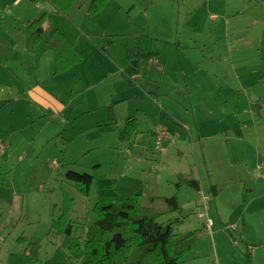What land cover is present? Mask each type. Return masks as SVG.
<instances>
[{
    "label": "rangeland",
    "instance_id": "374dc122",
    "mask_svg": "<svg viewBox=\"0 0 264 264\" xmlns=\"http://www.w3.org/2000/svg\"><path fill=\"white\" fill-rule=\"evenodd\" d=\"M89 6L77 0L64 15L50 3L0 0V264H23L32 247L42 264H79L54 222H73L84 246L99 199L125 192L152 207L151 238L173 223L180 264H247L248 244L264 264V203H251L247 171L250 114L256 98L264 103V0H112L97 16ZM42 16L43 29L51 24L85 52L63 74L44 41L27 49V24ZM142 50L165 62L161 73L142 69L161 90L151 99L125 70ZM34 88L59 107L34 100ZM127 119L139 130L122 139ZM160 132L174 139L157 146ZM70 170L93 175L88 194ZM176 193L179 212L165 202ZM195 231L198 240L185 239ZM143 249L116 264H150Z\"/></svg>",
    "mask_w": 264,
    "mask_h": 264
},
{
    "label": "trees",
    "instance_id": "16d2710c",
    "mask_svg": "<svg viewBox=\"0 0 264 264\" xmlns=\"http://www.w3.org/2000/svg\"><path fill=\"white\" fill-rule=\"evenodd\" d=\"M28 1L37 5L50 3L57 13L64 15L77 2V0ZM111 1L90 0L89 15L97 16ZM45 21L46 16H42L40 19L27 24L32 31L27 48L35 50L44 41L48 49L54 54L55 74H63L78 63L83 62L84 53L78 51L72 41L59 29H54L51 24L43 30L42 26ZM158 55L152 51L141 52L135 54L130 60L137 69H142L144 63L149 65L157 61ZM113 118L115 120L113 124H117L116 118ZM138 130L136 120L127 119L121 138H131L134 133H138ZM66 177L79 191L85 194L89 193L94 182L93 175L80 174L72 170L66 173ZM187 184L196 190H200L198 181L195 179L187 181ZM142 198L143 194L129 192L101 197L94 208L97 220L86 232L84 246H81L77 239L73 238V222L67 221L64 215H61L54 222L53 227L57 230V234L62 233V246L75 251V257L79 260V264H116L118 259L126 260L128 255L131 256L133 250L136 251L137 248L142 250L141 254H137V256L146 253L143 248L150 249L148 252L153 256L152 260H147L150 264H180L183 252L177 247L174 240L175 235L171 234L173 223L167 226L161 224L157 236L151 238L157 230L158 222L152 207L141 203L140 199ZM153 200L155 201V198ZM165 202L171 211H181L177 193L171 198H166ZM200 236L201 232L195 231L186 235L185 239L198 240ZM39 254L40 252L36 250V247H32L30 252L26 250V264H41ZM246 257L247 259L250 258L249 249L246 252Z\"/></svg>",
    "mask_w": 264,
    "mask_h": 264
},
{
    "label": "crops",
    "instance_id": "0c3cea01",
    "mask_svg": "<svg viewBox=\"0 0 264 264\" xmlns=\"http://www.w3.org/2000/svg\"><path fill=\"white\" fill-rule=\"evenodd\" d=\"M30 36L31 35H29V38H30ZM29 38H28V40H29ZM28 40H27V43H28ZM72 43L75 45V47H77L73 41H72ZM102 51L106 52V50H104V49H102ZM80 52L85 54L84 51H80ZM141 52H149V51L142 50ZM141 52H139L138 54H140ZM84 60H85V55H84ZM130 63H131V60H130ZM164 65H165V62H161L159 59V55H158L157 61H155L154 63L149 64V65L144 63L142 65L143 66L142 69H146L147 72H155V70H156V72L161 73L163 71V69H161V67ZM74 67H76V65ZM142 69H137L131 63L125 70L128 72L127 75L129 76V78H131L132 81L134 82L135 87L140 88L142 95L149 97V99H151L153 96L156 97V95L159 96L161 94L160 87L157 86L155 83H152L148 78H146L144 76V74L142 73ZM29 92H30V95L34 98V100L43 102L42 103L43 106H46V107L51 106L54 109L59 107L58 102L54 101V99L47 92L42 90L41 88H34V89H31V91H29ZM48 100H50L49 103H46V102H48ZM123 100H125V99H123ZM114 103H116V102H114ZM114 103H112V104H114ZM110 107H111V105H110ZM95 109H96V107L89 105L87 107H84L81 110H82V112H84V110L93 111ZM64 110H65V108L62 105L61 108L58 109L56 112H62ZM250 115L253 117V120L256 121V125L252 128L253 135H254V143L252 146H253L254 150H253L252 156H250V159H248V162H247L248 163V170H247L248 174L251 178L254 179V185H253V189L251 191L252 193H254V195L252 197L251 203H264V183L261 182V179H260L261 176L258 172L259 163L264 161V103H262V99L260 97L255 99V110H253V112ZM202 218H204V217H202ZM248 247L247 248L250 251V258L246 259V262H247V264H256L257 256L255 255V251L252 250V248H251V246H249V244H248ZM25 252L23 253L24 258H25ZM9 259L10 258L7 259V262H9ZM22 262H23V264H26L25 260H23ZM19 264H22V263L19 262Z\"/></svg>",
    "mask_w": 264,
    "mask_h": 264
},
{
    "label": "built area",
    "instance_id": "2783aa9c",
    "mask_svg": "<svg viewBox=\"0 0 264 264\" xmlns=\"http://www.w3.org/2000/svg\"><path fill=\"white\" fill-rule=\"evenodd\" d=\"M168 138V134H166L165 132H160V136H159V141L157 142V146H161L162 143H164L165 141L174 139V137H170L169 139L162 141L164 139ZM5 146L4 144H2L0 142V150H4ZM258 172L260 174V176L264 179V161L260 162L258 165ZM208 209V208H207ZM201 217H204V215H201Z\"/></svg>",
    "mask_w": 264,
    "mask_h": 264
}]
</instances>
